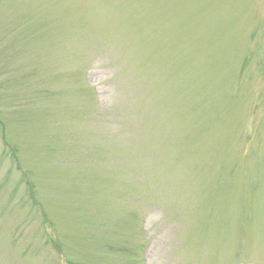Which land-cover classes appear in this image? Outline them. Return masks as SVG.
Instances as JSON below:
<instances>
[{
    "label": "rangeland",
    "instance_id": "374dc122",
    "mask_svg": "<svg viewBox=\"0 0 264 264\" xmlns=\"http://www.w3.org/2000/svg\"><path fill=\"white\" fill-rule=\"evenodd\" d=\"M0 264H264V0H0Z\"/></svg>",
    "mask_w": 264,
    "mask_h": 264
}]
</instances>
